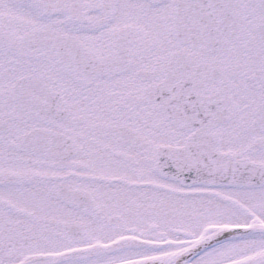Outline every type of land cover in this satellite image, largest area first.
I'll use <instances>...</instances> for the list:
<instances>
[{"label":"snow or ice","instance_id":"1","mask_svg":"<svg viewBox=\"0 0 264 264\" xmlns=\"http://www.w3.org/2000/svg\"><path fill=\"white\" fill-rule=\"evenodd\" d=\"M0 264H264V0H0Z\"/></svg>","mask_w":264,"mask_h":264}]
</instances>
